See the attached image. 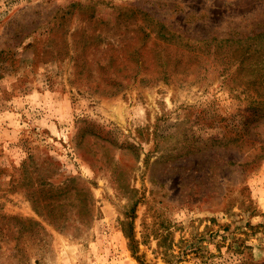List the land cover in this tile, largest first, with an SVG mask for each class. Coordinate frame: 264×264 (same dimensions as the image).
Segmentation results:
<instances>
[{
    "label": "rangeland",
    "instance_id": "obj_1",
    "mask_svg": "<svg viewBox=\"0 0 264 264\" xmlns=\"http://www.w3.org/2000/svg\"><path fill=\"white\" fill-rule=\"evenodd\" d=\"M0 264H264V0H0Z\"/></svg>",
    "mask_w": 264,
    "mask_h": 264
}]
</instances>
